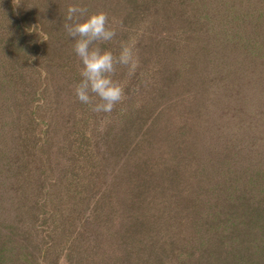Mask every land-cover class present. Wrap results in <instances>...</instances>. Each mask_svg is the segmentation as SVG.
I'll list each match as a JSON object with an SVG mask.
<instances>
[{"label": "trees", "instance_id": "obj_1", "mask_svg": "<svg viewBox=\"0 0 264 264\" xmlns=\"http://www.w3.org/2000/svg\"><path fill=\"white\" fill-rule=\"evenodd\" d=\"M73 2L0 0V264H34L97 196L69 249H116L102 264H264V0H80L139 58L109 114L73 95Z\"/></svg>", "mask_w": 264, "mask_h": 264}, {"label": "clouds", "instance_id": "obj_2", "mask_svg": "<svg viewBox=\"0 0 264 264\" xmlns=\"http://www.w3.org/2000/svg\"><path fill=\"white\" fill-rule=\"evenodd\" d=\"M116 23L114 19L109 21L103 11L89 12L80 0L69 3L64 13L63 28L79 61V79L73 86V95L94 113L109 114L124 100V84L114 80L113 75L118 68L132 75L139 64L131 43L121 42L115 55L101 47L116 36Z\"/></svg>", "mask_w": 264, "mask_h": 264}, {"label": "rangeland", "instance_id": "obj_3", "mask_svg": "<svg viewBox=\"0 0 264 264\" xmlns=\"http://www.w3.org/2000/svg\"><path fill=\"white\" fill-rule=\"evenodd\" d=\"M4 104H6V102H4ZM17 113H18V115L20 114L19 111H17ZM19 120H20V122L22 120V122L20 124H21V127L23 128L25 126V123H26L25 116L21 115L20 119L18 118V123H19ZM0 125H2L1 121H0ZM0 133H1V131H0ZM2 133H5V134H3V137H0V142L1 141H4L3 143L8 142V139H9L8 134H6V132H4L3 130H2ZM16 135L18 136V134H16ZM15 139H16V137H15ZM5 158L6 157L4 154L0 155V168L4 167L3 165L6 161ZM9 166H10V164L4 168L8 169ZM11 182H13V181L11 180V178H9V173L1 172V170H0V191L6 190V188H9V186H10L9 184H11ZM155 183H156V179H155ZM55 186H57V185H55ZM9 192H10V190H9ZM89 192H91V191L86 192V194H88ZM87 196H89V195H87ZM92 198L94 199V196H90V199H92ZM96 199L97 200L95 201V203H93V208H94V205L98 202V200H100L98 198V196L96 197ZM93 201H91V202H93ZM91 207H92V204H90L88 209L85 210V212H83L76 219L75 226L71 229V234L69 236H65L63 239H61V237L58 235V242H56L55 246L52 247L50 250H47L46 252L42 253L43 255H41L39 252L32 254L33 263L34 264H79V262H81V264H94L93 261H96V264H102V262H100L99 260H100V258L104 257V255H103L104 251L107 252L106 256H109L108 259H113V256L115 255L116 249L112 250V251H107V250H104V249L98 247V250H97V252H95V255L93 257H91L89 255V252H87V251L74 252V251H71L69 249L71 242L74 240H76L77 242H79L80 244L85 246V244L83 243V241L79 237V230H80L81 226L85 223H87V224L93 223L95 219L99 220V218L105 212L103 210L104 208L102 210L95 211L93 208L91 209ZM64 212L67 215V218L69 220L71 218H73V216H74L73 213H70L67 211H64ZM64 218H66V217H64ZM46 223H47V221H46ZM109 223H111V220L109 221ZM91 260H92V262H91ZM20 264H22V262Z\"/></svg>", "mask_w": 264, "mask_h": 264}]
</instances>
